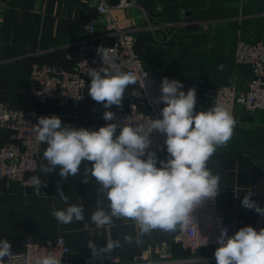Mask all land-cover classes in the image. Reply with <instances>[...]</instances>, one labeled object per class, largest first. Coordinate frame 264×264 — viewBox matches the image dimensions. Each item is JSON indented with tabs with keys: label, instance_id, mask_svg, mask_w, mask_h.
I'll return each mask as SVG.
<instances>
[{
	"label": "crops",
	"instance_id": "0c3cea01",
	"mask_svg": "<svg viewBox=\"0 0 264 264\" xmlns=\"http://www.w3.org/2000/svg\"><path fill=\"white\" fill-rule=\"evenodd\" d=\"M126 1L131 5L121 9L116 7L118 0H105L111 16L133 34V54L153 77L198 88H244L250 71L234 62V50L239 41L264 44V0ZM99 18L95 0H0V99L6 106L12 110L33 107L25 95L31 64L63 65L68 48L87 36L86 22H94L96 34L104 35ZM147 24L166 26L153 32ZM101 41L110 45L113 39L101 37ZM130 89L129 85L125 90L122 107H111H126ZM81 93L83 101L76 107L60 108L52 102L49 107L62 125L89 130L105 126L101 116L107 109L88 95V89ZM213 102L212 96L202 92L197 99L199 112L207 111ZM236 117L238 125L227 146H218L207 163L212 174L220 177L216 205L224 220L235 224L234 234L245 226L258 225V231L264 228V215L241 204L250 191L251 199L264 208V177L252 190L254 169L264 176V110L246 113L237 109ZM119 132L117 128L116 135ZM46 147L40 146L33 174L47 181L39 196L34 188L25 190L17 182H0V240L7 239L12 252L22 251L27 244L54 243L62 238L72 249L68 264H83L85 258L92 257L89 240L101 248L107 240L119 239L122 247L110 254L123 264L161 250L171 255V261H182L172 264H216L217 247L193 254L177 249L172 238L178 230L155 229L142 234L135 221L125 218H113L112 225L97 228L90 219L96 200L103 201L106 211L110 209L106 196L97 192L101 185L95 178L89 176L90 182H83L85 166L91 167L92 162H82L80 172L64 181L59 167L51 174L41 171V163H47L43 160ZM156 157L160 167L165 156ZM58 182L69 197L67 204L57 195ZM53 204L56 210L83 205L85 220L59 223L52 215ZM125 235L132 237L131 243L124 242Z\"/></svg>",
	"mask_w": 264,
	"mask_h": 264
},
{
	"label": "clouds",
	"instance_id": "9594fccd",
	"mask_svg": "<svg viewBox=\"0 0 264 264\" xmlns=\"http://www.w3.org/2000/svg\"><path fill=\"white\" fill-rule=\"evenodd\" d=\"M109 51L101 47L98 54L103 63H110L111 70L101 73L92 69L88 73V95L105 109L113 105L122 107L125 90L137 81L135 73L121 71ZM160 88L156 103L165 105L160 110L162 119L150 118L147 128L143 124L116 123H108L98 130L75 128L62 125L57 115L40 116L32 126L35 139L47 145L43 151V160L47 163H41L42 172L51 174L59 167L58 174L66 181L70 175L80 172L82 162H92L91 167L85 166L83 182L89 183V176L94 177L101 185L97 192L106 196L110 209L106 211L103 201L96 200L90 219L97 228L112 225L113 218H125L135 221L142 234L155 229L185 231L193 223V210L205 199H214L219 192L220 177L212 174L207 163L217 147L227 146L232 138L236 122L231 111L224 103L217 102L207 111L196 112L195 88L185 93L183 84L175 79L164 77ZM103 119L112 121L114 113L105 111ZM117 127H120L118 135ZM153 130L166 135L164 144L169 158L160 161V167H157L156 153H146ZM26 183L33 186L38 196L41 187H47V181L36 175ZM56 192L67 204L69 197L59 182ZM251 196L250 191L246 193L242 206L264 215V208ZM52 208V215L59 223L85 220L83 205L72 204L56 210L53 204ZM123 239L126 243L132 242L128 235ZM216 243L219 245L214 252L216 264H264V228L257 231L245 226L230 236L224 227ZM11 247L7 239L0 240V264H5L4 258L12 255ZM88 247L95 259L100 253H112L122 244L119 239L107 240L104 247L98 248L89 240ZM35 264H61V258L49 252L37 258Z\"/></svg>",
	"mask_w": 264,
	"mask_h": 264
},
{
	"label": "built area",
	"instance_id": "2783aa9c",
	"mask_svg": "<svg viewBox=\"0 0 264 264\" xmlns=\"http://www.w3.org/2000/svg\"><path fill=\"white\" fill-rule=\"evenodd\" d=\"M99 19L102 23L103 36L97 35L95 23L90 21L85 24L86 37L70 46L64 55L63 65H46L32 63L29 71V81L25 88V95L33 107L21 110L9 109L0 99V182L13 181L20 184L25 190L33 189L27 184L37 169V158L42 143L35 139L32 126L40 116L55 115L49 103L57 107H76L83 101L82 90L88 89L90 77L88 73L95 69L103 73L105 69L111 70L108 62L103 63L98 49H110L109 55L114 58L121 71L133 72L137 76L135 84L130 85L129 101L124 108H109L106 111L114 113L112 121L101 119L106 126L108 123L118 125H145L152 119L161 118L163 103H156L161 95V81L153 77L135 57L132 51L134 36L129 30L121 28L110 14L111 7L105 0H95ZM131 4L126 0H118L117 8H128ZM166 26L162 25L161 27ZM169 26V25H168ZM147 27L155 32L161 29L159 26ZM101 37H111L112 44L105 45ZM234 62L244 66L250 71V78L243 89L235 86H219L216 88H198L185 82L183 91L187 93L189 88H195L196 99L204 92L213 97L214 103H224L232 113L235 127L238 125L236 110L246 113L264 110V44L237 42L234 50ZM144 73L147 75L145 76ZM172 80V79H169ZM195 111L199 112L197 103ZM234 127V128H235ZM120 128V127H117ZM166 135L157 130L149 136L150 145L147 152H155L156 155L164 154L166 161L169 154L166 151L164 141ZM146 158V157H145ZM193 223L182 231L178 228L172 238V244L180 251L190 254L198 250H208L218 247L216 239L220 229L226 227L228 234L234 235L235 224L227 222L222 216L221 210L214 199H205L192 213ZM258 231V225L254 228ZM49 252L61 258V264H68L72 255V249L58 238L54 243L42 242L27 244L20 252H12L10 257H5V264H35L39 257ZM170 254L161 250L154 255L143 253L137 260L127 264H172L180 261H171ZM83 264H123L111 254H99L95 259L87 257Z\"/></svg>",
	"mask_w": 264,
	"mask_h": 264
},
{
	"label": "water",
	"instance_id": "95a60500",
	"mask_svg": "<svg viewBox=\"0 0 264 264\" xmlns=\"http://www.w3.org/2000/svg\"><path fill=\"white\" fill-rule=\"evenodd\" d=\"M260 177H264L256 168L253 171V182H252V190L254 191L256 188L257 180ZM238 231V230H237Z\"/></svg>",
	"mask_w": 264,
	"mask_h": 264
}]
</instances>
